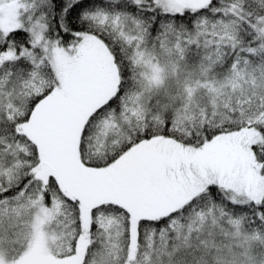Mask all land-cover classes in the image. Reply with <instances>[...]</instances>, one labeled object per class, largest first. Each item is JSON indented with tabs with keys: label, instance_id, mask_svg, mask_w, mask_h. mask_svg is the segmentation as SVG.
Returning <instances> with one entry per match:
<instances>
[{
	"label": "snow or ice",
	"instance_id": "6c2138e0",
	"mask_svg": "<svg viewBox=\"0 0 264 264\" xmlns=\"http://www.w3.org/2000/svg\"><path fill=\"white\" fill-rule=\"evenodd\" d=\"M0 264H264V0H0Z\"/></svg>",
	"mask_w": 264,
	"mask_h": 264
}]
</instances>
